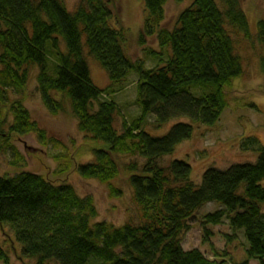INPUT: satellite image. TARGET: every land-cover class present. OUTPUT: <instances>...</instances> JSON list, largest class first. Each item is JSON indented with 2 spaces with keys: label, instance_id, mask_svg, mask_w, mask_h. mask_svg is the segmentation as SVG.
I'll return each instance as SVG.
<instances>
[{
  "label": "trees",
  "instance_id": "16d2710c",
  "mask_svg": "<svg viewBox=\"0 0 264 264\" xmlns=\"http://www.w3.org/2000/svg\"><path fill=\"white\" fill-rule=\"evenodd\" d=\"M111 1L78 0L70 12L64 0H0V155L9 151L17 158L11 134L38 132L45 139L22 100L9 96L24 94L35 69L48 111L62 110L55 95L67 99L78 130L100 143L92 151L95 161L76 167L82 178L113 180L118 168L112 155L144 160L125 164L140 221L121 226L96 221L91 196L20 172L0 174V227L10 228L21 254L33 264H215L199 249H184L182 236L201 208L216 203L218 210L199 219L203 242L211 235L208 226L226 219L232 232L227 238L241 232L246 243L245 259L234 264H264V151L254 163L207 168L198 185L187 162L158 164L190 138L192 125L177 123L161 137L144 130L150 115L157 130L175 118L207 127L218 122L227 107L226 88L243 74L230 32L250 36L239 0H192L171 30L159 26L166 0H144L146 16L137 40L144 45L155 36L160 51L144 49L147 58L156 59L152 68L125 53L124 31L111 24ZM257 36L264 44V20L257 22ZM87 57L105 71V89L93 84ZM261 65L264 71V58ZM131 74L137 77L139 114L123 121L118 132L119 108L111 96ZM111 193L121 191L113 187ZM8 261L0 247V262Z\"/></svg>",
  "mask_w": 264,
  "mask_h": 264
},
{
  "label": "rangeland",
  "instance_id": "374dc122",
  "mask_svg": "<svg viewBox=\"0 0 264 264\" xmlns=\"http://www.w3.org/2000/svg\"><path fill=\"white\" fill-rule=\"evenodd\" d=\"M77 1L64 0L67 10L72 12ZM216 1L219 4L218 0ZM191 3L192 0H166L163 6V21L159 26L167 30L173 29L180 12ZM239 5L247 17L250 36L245 38L241 34L230 32L235 53L241 59L243 74L226 88L227 107L218 122L207 127L192 123L188 118H175L157 130L150 124L154 120L150 115L144 124V130L153 137L164 136L177 123L192 125L190 138L179 143L170 155L159 159L158 164L166 167L174 160L187 162L191 166V180L198 185L207 168L223 170L235 164L254 163L259 153L264 151V71L261 65L264 44L257 36V22L264 20V0H239ZM110 9L111 24L124 31V48L128 57L133 61L143 59L147 68L154 67L156 59L147 58L144 49L160 51L155 36L147 37L144 45L139 44L137 40L146 16L144 0H112ZM167 55L168 53L163 51L162 58H166ZM87 64L93 84L99 89H105L109 84L105 71L90 57H87ZM36 73L33 69L23 95L9 96L11 99L22 100L31 119L44 132L45 139L40 138L38 132L25 135L11 134L9 143L16 148L18 156L13 157L9 151L2 153L0 174L14 176L20 172H31L57 185H71L79 196L93 198L98 212L96 221H105L114 226L128 222L137 224L140 221V213L133 201V191L128 182L130 173L125 164L133 161L143 164L144 160L112 155L118 168V175L113 180L100 182L82 178L76 167L94 162L95 156L92 151L100 143L90 140L78 130L77 119L67 99L55 95L62 103V110L56 113L48 111L37 90ZM136 81L137 77L131 74L120 90L115 86L117 92L111 96L119 108L114 118V126L118 132H122L123 121H129L139 114V108L135 104ZM3 131L5 135L7 127ZM250 138L256 139L257 143L251 145L247 142ZM113 187L121 193L112 194ZM219 208L216 203H208L201 208L190 221V230L182 236V245L184 249H199L208 259L215 261V264L222 259L224 263L221 264L239 263L245 259L246 243L241 232H237L230 240L227 238L232 232L226 219L219 225L208 226L211 235L208 241L203 242L199 219L203 214ZM0 247L8 255V264L34 263V260L21 254L12 231L5 225L0 227ZM249 264L257 262L250 261Z\"/></svg>",
  "mask_w": 264,
  "mask_h": 264
}]
</instances>
